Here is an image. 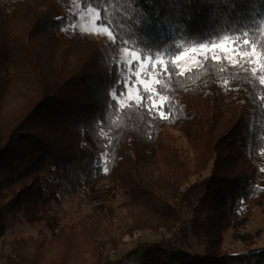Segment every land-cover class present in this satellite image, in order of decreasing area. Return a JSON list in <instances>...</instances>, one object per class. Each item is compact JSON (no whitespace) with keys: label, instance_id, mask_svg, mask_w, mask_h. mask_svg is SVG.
<instances>
[{"label":"trees","instance_id":"obj_1","mask_svg":"<svg viewBox=\"0 0 264 264\" xmlns=\"http://www.w3.org/2000/svg\"><path fill=\"white\" fill-rule=\"evenodd\" d=\"M79 1L165 61L264 18V0ZM77 20L65 0H0L1 264H114L127 238L138 264H264L256 235L237 231L264 201L259 73L227 61L170 66L155 86L168 97L160 118L116 83L132 41L78 33ZM67 197L100 206L50 237L7 238L20 215L49 220Z\"/></svg>","mask_w":264,"mask_h":264},{"label":"snow or ice","instance_id":"obj_2","mask_svg":"<svg viewBox=\"0 0 264 264\" xmlns=\"http://www.w3.org/2000/svg\"><path fill=\"white\" fill-rule=\"evenodd\" d=\"M88 12L92 14V17L90 25L84 28L85 33L98 35L106 33L118 48L121 43L132 41V45L120 49L121 60L117 65V72L121 78H118L116 83L122 86L127 85V87L121 88V93L128 94L131 105L144 107L150 113L158 111L160 118H164L162 109L164 103L168 101V97L161 96L157 92L156 85L163 87V82L158 77L170 75V66L173 70H179L181 65L178 62L180 61L192 63L194 60L197 67L202 66L201 61L208 63L227 61L232 65H251L247 70L253 75L258 71L264 72V18H261L253 26H249L247 30H244L245 26L237 28L235 31L239 35H220L217 40H210L207 44L200 43L198 48H182L181 55H175L174 59L165 61L162 58V53L150 49L148 45L139 49L138 45L142 41L138 42L135 39L134 31L124 33L121 29V32L116 34L112 25L102 19L94 9H88ZM133 23H139V20ZM227 31H231V29ZM250 33L253 39L248 38ZM257 37L261 38L258 40ZM258 48L261 51H258ZM180 74L184 73L181 71ZM258 81L260 84H264V75L259 76ZM132 86H136L137 94L135 96L131 94ZM141 87L143 88L142 92L140 91ZM112 95L115 98V93Z\"/></svg>","mask_w":264,"mask_h":264},{"label":"rangeland","instance_id":"obj_3","mask_svg":"<svg viewBox=\"0 0 264 264\" xmlns=\"http://www.w3.org/2000/svg\"><path fill=\"white\" fill-rule=\"evenodd\" d=\"M68 8L77 14L78 20L75 23V29L78 33H85L84 28L89 26L91 23L92 14L88 12L87 8H84L79 0H65ZM92 9V8H89ZM96 13H98L95 10ZM103 40H110L109 36L105 34H96ZM198 48V47H196ZM181 65V69L185 70L195 65V61L192 63H185L184 61L178 62ZM232 65V64H231ZM238 65V66H242ZM259 75H264V72L258 71ZM131 94L135 96L137 94L136 86L131 87ZM172 145H176L181 148H187V143L184 135L177 129L168 130ZM119 198V197H118ZM100 202L98 201H86L80 203L78 197H67L61 205L53 204L49 213L50 219L40 222H30L25 219L24 216L20 215L9 227L7 238L13 239L15 236H27L30 234H38L42 232L46 237H50L56 233L61 226L73 223L80 215L89 212L94 207H99ZM237 231L239 232H252L256 236L255 247H264V201L255 207L254 214L245 220L241 225L238 226ZM41 233V234H42ZM159 237L150 233H143L141 235L142 240H157ZM238 244V243H237ZM235 244V245H237ZM136 245V240L127 238L126 243L123 244L114 253V264H138L134 255L127 256V252L133 249ZM228 245L233 246L234 243L228 242ZM239 245V244H238ZM1 246V244H0ZM2 252L0 249V264L2 263Z\"/></svg>","mask_w":264,"mask_h":264}]
</instances>
